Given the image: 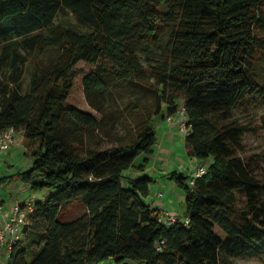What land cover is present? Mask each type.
Here are the masks:
<instances>
[{"label":"trees","instance_id":"obj_1","mask_svg":"<svg viewBox=\"0 0 264 264\" xmlns=\"http://www.w3.org/2000/svg\"><path fill=\"white\" fill-rule=\"evenodd\" d=\"M60 11L91 31L55 26ZM263 30L264 0H0V129L23 132L33 164L18 176L42 192L6 264H238L264 254V181L238 153L247 134L264 130V115L232 116L248 100L264 102ZM48 43L61 55L37 63L24 93V65ZM80 61L95 65L84 88L102 114L115 86L150 69L161 87L157 114L165 104L177 113L184 96L187 151L213 157L195 184L169 173L186 192L189 226L161 224L145 200L153 177L136 159L153 152L154 125L138 124L133 139L105 149L89 143L103 122L67 106ZM74 201L84 212L65 219ZM30 231L45 234L33 254L22 246Z\"/></svg>","mask_w":264,"mask_h":264},{"label":"rangeland","instance_id":"obj_2","mask_svg":"<svg viewBox=\"0 0 264 264\" xmlns=\"http://www.w3.org/2000/svg\"><path fill=\"white\" fill-rule=\"evenodd\" d=\"M72 26L78 31L85 33L91 31L89 27L81 24L75 15L67 11H60L55 18V26ZM50 34V32H49ZM264 34V30H263ZM61 55V50L53 44H46L38 48L31 56L28 63L24 65L23 92H29L31 79L37 69V63L50 65L55 63ZM143 63L147 65V56L143 55ZM78 73L75 78L74 89L67 101L69 108L76 107L93 114L103 122V126L96 133L88 135L89 143L96 145L100 142L101 148L105 149L116 141L126 142L136 135V125L150 122L156 128L157 142L150 154H142L137 157L136 164L146 163L144 173L153 177L150 186V193L145 198L152 208H156L163 200L168 202V207L159 206V209L170 210L180 215L187 212L186 192L170 178L169 173L178 171L181 174L196 176L198 163L208 167L213 162V157L200 161L191 157L186 148V136L181 130V123L187 120L184 110V96L177 101L180 109L171 115L168 111V104H165L163 113L157 114V93L160 92V84L150 69L144 80L135 84L118 85L111 91L106 113L102 114L94 109L88 102L84 78L95 69V65L86 61H80L76 66ZM259 72L264 77V59L260 62ZM264 115V102L248 100L244 105L232 110V116L245 120L252 114ZM171 117V118H170ZM71 127L75 124L69 121ZM21 132L20 135H22ZM23 145L18 144L10 154L0 159V178L8 177L0 186V200L5 204V213L17 203L35 200L42 194L34 190L18 175L32 167L33 157L28 151V141L24 139ZM239 155L249 164L255 177L264 181V130L258 134H247L244 137L242 146L238 150ZM145 158H148L146 161ZM138 174L143 173L139 169ZM174 184V185H173ZM173 186H175L173 188ZM163 195H160V193ZM165 196V198H163ZM84 212L82 204L78 201L72 202L64 211L65 219H72ZM1 220V218H0ZM23 231V229H22ZM44 232L30 231L23 239L22 246L33 254L36 250L32 246L34 238H43ZM9 259V249L2 251L4 264ZM238 264H264V254L257 256L242 255L234 258ZM136 264V263H133Z\"/></svg>","mask_w":264,"mask_h":264},{"label":"built area","instance_id":"obj_3","mask_svg":"<svg viewBox=\"0 0 264 264\" xmlns=\"http://www.w3.org/2000/svg\"><path fill=\"white\" fill-rule=\"evenodd\" d=\"M171 118V117H170ZM181 130L185 134H189L190 129L187 124V120L181 123ZM22 131H19L16 127L11 126L7 129H0V159L5 153L19 143V137ZM207 171L205 165L198 163L196 176L191 180V184H195V178L202 176ZM160 195H163L161 192ZM44 197V195H42ZM35 202L33 199L25 201L24 203L14 204L9 208L8 213H5V204L0 200V245L2 249H9V254L13 247L22 238V229L28 222V213L34 209ZM158 220L163 225H170L175 223H183L185 226H189L190 218L188 216H181L180 214L165 210L158 209ZM165 242V240L163 241Z\"/></svg>","mask_w":264,"mask_h":264},{"label":"crops","instance_id":"obj_4","mask_svg":"<svg viewBox=\"0 0 264 264\" xmlns=\"http://www.w3.org/2000/svg\"><path fill=\"white\" fill-rule=\"evenodd\" d=\"M23 142H25L24 140L23 141H20L19 140V143L18 144H22L23 145ZM26 143V142H25ZM18 144H16L15 146H13V148H11L10 150H8L6 153H5V155L6 154H10L11 153V151L13 150V149H15V147L18 145ZM191 157H193V156H191ZM194 158V157H193ZM198 159V158H197ZM198 160H200V161H204V160H202V159H198ZM174 185V184H173ZM175 186H173V188H174ZM163 198H165V196H163ZM4 201V200H3ZM160 205L161 206H165V207H168V202L167 201H165V200H163L162 202H160ZM160 205H158L156 208H158Z\"/></svg>","mask_w":264,"mask_h":264}]
</instances>
